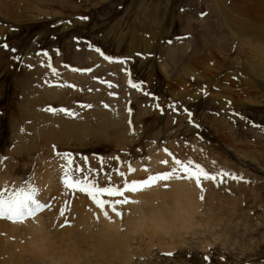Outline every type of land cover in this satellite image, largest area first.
<instances>
[{
  "label": "rangeland",
  "instance_id": "374dc122",
  "mask_svg": "<svg viewBox=\"0 0 264 264\" xmlns=\"http://www.w3.org/2000/svg\"><path fill=\"white\" fill-rule=\"evenodd\" d=\"M247 1L249 12L240 14L231 9L239 0H0V158L21 169L16 177L29 181L44 161L58 163L64 178L63 153L90 165L100 187L170 172L173 158L217 175L201 185L174 175L125 193L136 202L122 206L123 218L109 210L111 220L62 180L41 212L58 213L55 248L71 243L53 264H264V80L249 61L264 60V42L229 25L248 26L255 14L264 20V0ZM54 121L67 130L60 144H51L60 133ZM20 134L31 136L36 153L18 152ZM224 172L243 179L217 186ZM181 193L188 208L191 200L199 207L191 223L173 219ZM0 220L27 232L24 223ZM85 225L92 233L81 243ZM68 228L67 239L60 231ZM8 236L0 233V264H51L52 249L21 257L23 241Z\"/></svg>",
  "mask_w": 264,
  "mask_h": 264
},
{
  "label": "bare ground",
  "instance_id": "6f19581e",
  "mask_svg": "<svg viewBox=\"0 0 264 264\" xmlns=\"http://www.w3.org/2000/svg\"><path fill=\"white\" fill-rule=\"evenodd\" d=\"M243 1H247V0H243ZM252 1V0H251ZM255 4L256 3H259L258 0H255L254 1ZM239 3H242V0H239ZM239 3L237 4H234L233 7H231V9L234 8L235 11L238 10V12L240 14H245L246 12L248 13L249 12V8H250V5L249 4V1H247L246 3H242L239 5ZM256 6V5H255ZM254 6V8H255ZM257 7V6H256ZM243 8H246V12L245 10L242 11ZM258 10V7L257 9H255V11ZM254 11V12H255ZM247 15V14H246ZM256 15V21L255 20H252L250 21L251 24H248V26H245V25H241V23L239 22H235V20L233 18L234 21H229V25L231 27L234 28V30L236 31V34H247L249 33L250 37L256 41H259V42H264V20H260V17L258 14H255ZM254 17V16H253ZM244 20V19H243ZM247 20V19H245ZM249 23V22H248ZM238 27H241V28H238ZM139 42V41H138ZM249 61H251V65H252V69L258 74V77L261 78L262 80H264V60L263 59H260L258 58L257 56L255 57H251V60L249 59ZM218 69V68H217ZM214 69L216 72L219 71V69ZM207 70L211 71V68L207 67ZM215 71H213L215 73ZM212 72V71H211ZM242 74V73H241ZM233 75L237 77V80L244 84V83H247V81L244 80V78L238 74H236V72H233ZM200 76V75H199ZM203 77V76H202ZM201 77V78H202ZM235 77V78H236ZM204 78V77H203ZM234 78V79H235ZM237 83V82H236ZM249 87V86H248ZM252 88V87H251ZM175 95V94H174ZM178 97L181 96L180 93H177L176 94ZM199 95V94H198ZM34 96H37V95H34ZM38 97V96H37ZM29 100V99H28ZM227 102H230L231 103V100H227L225 99ZM33 101L34 99H31V103L33 104ZM38 101V99H37ZM225 101V102H226ZM39 103V102H38ZM42 103V102H41ZM31 104V105H32ZM41 105V104H40ZM43 107V105H41ZM32 107V106H31ZM40 110L42 109L41 107H39ZM34 109V108H33ZM44 109V108H43ZM38 110V109H37ZM39 111V110H38ZM36 117H37V114H36ZM41 117V116H40ZM54 117V115H53ZM52 118V117H51ZM61 118V117H60ZM53 119V118H52ZM52 119L50 121H52ZM55 120V119H54ZM61 120V119H60ZM46 123V122H45ZM55 123V121H54ZM64 124V123H63ZM41 127H43L42 125H40ZM53 126H55V128H53ZM71 126V125H70ZM38 127V128H37ZM33 126V131L35 130H39V126ZM52 131L55 132V129H58V131L60 133H56L55 132V136L53 137V139L51 140L53 143L51 144H60V142L66 138V129L64 128V126H58L56 125V123L54 125L51 126ZM61 128H64L62 131H61ZM26 129V128H24ZM43 129V128H42ZM60 129V130H59ZM17 130V129H16ZM46 129H43V131H45ZM32 131V132H33ZM51 130H49V136H51L53 133H52ZM24 132H26V130H24ZM23 132V133H24ZM30 132V131H29ZM27 133V132H26ZM31 133V132H30ZM28 134V133H27ZM68 134V133H67ZM31 134H29L30 136ZM35 135V133H34ZM33 135V137H34ZM59 135V136H58ZM58 136V137H57ZM68 138H69V134L67 135ZM17 137L20 139V142H22L23 146L24 147H18V152L21 151V152H24L25 151H28L30 155H33V152L36 153V151L39 149L38 145L36 143H34L32 140H29L31 138H26L23 134H20V136L17 135ZM28 137V136H27ZM45 137V136H44ZM51 138V137H50ZM35 140H36V137H35ZM34 140V141H35ZM46 142H49V138L45 137ZM70 140V139H69ZM36 142V141H35ZM58 142V143H57ZM25 145L27 146V150L24 149L25 148ZM30 151H29V150ZM17 150V148H16ZM15 151V150H14ZM14 153V152H13ZM16 153V152H15ZM9 154V152H8ZM12 154V153H11ZM19 154V153H18ZM17 154V155H18ZM23 154V153H21ZM20 154V155H21ZM18 155V156H20ZM26 155V154H25ZM43 154H41L42 156ZM46 155V154H45ZM44 155V156H45ZM10 156V155H9ZM14 155L10 156V157H13ZM16 156V155H15ZM17 158V157H16ZM26 158V157H25ZM40 160L42 161V157H39ZM6 158H0V160H4ZM28 159V157H27ZM37 159V158H36ZM59 159V158H58ZM45 160V158L43 159ZM52 160V159H51ZM60 160V159H59ZM63 160V159H62ZM5 161V160H4ZM3 161V164L0 163V171L1 169L4 168L6 170H8L7 167H10L8 171H4L6 174H2L0 175V187H2L4 184H5V187L4 188H0V191L14 185V189L11 190V191H14L20 187H23L25 186V182L21 179H19L18 177H16L19 173H22L21 169L20 168H17V166H15L13 163L9 162V164L7 165L6 162ZM44 163V165H42V168H47L45 169V171H41V167L40 169L34 171V169H36V167L34 168V164L31 162V166L33 168H31L29 171H32V174H31V177L29 178V181L31 182V185L29 186H35L39 189V198L41 200V202L43 203H47L49 202L48 200H52L53 197L52 194H55L56 193V188L57 187H61L63 184H62V178H61V171H59V168H58V163H51V162H48V163H45L44 161H42ZM62 162V161H61ZM28 164V163H27ZM171 165H173V163L170 162ZM38 165V164H37ZM41 165V164H40ZM175 166V165H174ZM174 166H172L174 168ZM2 169V170H3ZM14 169V176H12V171ZM28 170V169H27ZM43 170V169H42ZM38 171V172H37ZM27 173H29L27 171ZM36 177H38V180H36ZM63 190H67L66 188H62ZM10 190V189H9ZM61 190V189H60ZM59 190V191H60ZM10 191V192H11ZM61 192V191H60ZM60 194V193H59ZM63 197V196H62ZM185 202H186V199L183 197V194L181 193L179 196H178V205H177V209L175 210V212L173 213V219L174 220H181L183 222H187V223H191L193 222V213L195 212L196 208H199V207H196L194 201L191 200V203H192V208H188L189 205L186 204L185 205ZM62 204V203H61ZM61 204H60V207H61ZM77 205V204H76ZM79 206V205H77ZM195 206V207H194ZM56 208V207H55ZM188 208V209H187ZM58 209V208H57ZM59 210V209H58ZM57 214L56 212L52 213V211H50V214H45L42 216L41 212L38 213L35 218H30V219H27L25 220L24 222H14V223H11L10 225H13V226H20L22 227L23 225H21V223H24V226H26L27 228V232L23 231V229H14V228H11V227H8L7 225V222L5 221H1L0 220V227H2V229H0V233H3V234H8L9 233V236L8 237H5L7 239L10 240V237H14V238H17L19 240H22L23 241V245H25V247H22L21 250H20V255L19 256H23L24 254H31L35 257H39V256H42L39 254V250H41V252H43V255L45 253V251L47 249H52L51 252L48 251L47 255H48V258L51 262V264H53L54 262V259H55V256L58 254L59 256L61 254H59L57 251H60L64 248H70V244H67L66 240L64 241H60L59 244H60V247L59 248H55V246L57 245V242H56V239L57 238V233H56V230L52 228V225L53 223H56L55 222V219H57ZM59 223V222H58ZM4 224H7V225H4ZM56 226V225H55ZM84 230H85V234L81 237L80 241L81 243H83L82 241L85 240V236L89 235V233L91 234L92 233V229L85 225L84 226ZM50 229V230H49ZM49 230V232H47ZM59 231V230H58ZM53 233H55V235H53ZM59 233V232H58ZM61 233V236L62 237H71V230L68 228V229H65L63 231H60ZM102 233V232H100ZM23 234H27L29 235V237H31L32 239H29L27 236H24ZM101 235V234H99ZM50 236V238H49ZM97 236V235H95ZM103 237H107L109 235H106V234H102ZM113 236V235H111ZM58 239V238H57ZM60 239V238H59ZM58 239V240H59ZM65 239V238H64ZM70 241V240H68ZM20 242V241H19ZM47 242H50L48 245H47ZM9 245H4V247H7ZM19 247V246H18ZM14 248V247H13ZM71 250V249H70ZM12 251V250H11ZM10 251V252H11ZM17 252V251H15ZM14 252V253H15ZM71 252V251H70ZM13 253V252H12ZM19 254V253H18ZM64 254V253H63ZM6 256V255H5ZM65 256V255H64ZM10 257V256H9ZM57 258V257H56ZM12 259V258H11ZM47 259V258H46ZM59 259V258H58ZM62 260V259H61ZM70 260V259H67V261ZM66 261V262H67ZM65 262V261H63ZM48 263V262H47ZM88 264V262H86ZM61 264V263H60Z\"/></svg>",
  "mask_w": 264,
  "mask_h": 264
},
{
  "label": "snow or ice",
  "instance_id": "6c2138e0",
  "mask_svg": "<svg viewBox=\"0 0 264 264\" xmlns=\"http://www.w3.org/2000/svg\"><path fill=\"white\" fill-rule=\"evenodd\" d=\"M96 51L99 52L100 50L96 49ZM101 54L103 55V53ZM105 58L111 59L109 57ZM74 70L79 71L77 69ZM53 71H55V69H53ZM131 86L133 88L139 87V85H137L136 83H132ZM84 107L91 108L92 105H85ZM105 107L108 106L105 105ZM48 110L53 112L63 111L66 115L69 116L75 115L68 109ZM165 151H167V149H165ZM169 154L171 155V153ZM59 155H61L66 161L65 165L63 166V183L65 187L72 191H80L86 193L96 204V206L103 212L104 216L109 220H111L109 210L116 216L123 218V212L121 211L122 206L130 202H136L131 201L129 197L125 196V193L139 192L146 190L150 187L157 186L161 182L171 180L174 175L175 178L178 179H194L197 185H201L203 180H217V175L208 173L202 168V166L195 165V167H192V164L194 162H182L178 159L173 158L174 163L178 167L173 168L170 172L151 175L147 179L141 181L125 180L123 188H121L119 185H114L111 183H109L107 187H100L98 180L89 178V175L93 171H95L91 169L90 165L84 167L79 164H76L73 158V154L71 153H63ZM82 159L85 161V164H87V157H82ZM116 159L118 160L119 158L117 157ZM162 163L167 164L168 161H162ZM129 171L135 172L136 169L131 168L129 164ZM180 172L184 173V177L180 176ZM119 175L125 176L126 174L120 172ZM228 177L236 180L243 179V177H237L231 173L224 172L219 174V181L217 186H219V183H223L224 179ZM110 180L111 177H109V181ZM29 185H31V182L27 181L25 182V186L20 187L14 191H0V218L8 219L13 222H24L29 218L34 219L38 213L42 212L48 207H51L49 204L41 202L39 198V189L35 186ZM164 186L166 187L167 185L165 184ZM64 214V211H61V215L63 216Z\"/></svg>",
  "mask_w": 264,
  "mask_h": 264
}]
</instances>
